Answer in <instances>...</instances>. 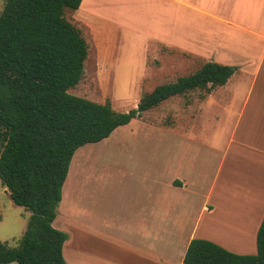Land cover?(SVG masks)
<instances>
[{
  "label": "crops",
  "instance_id": "obj_1",
  "mask_svg": "<svg viewBox=\"0 0 264 264\" xmlns=\"http://www.w3.org/2000/svg\"><path fill=\"white\" fill-rule=\"evenodd\" d=\"M135 4L149 26V42L203 55L209 58L204 63L236 70L226 84L205 92L197 106L189 107L186 121H178L170 132L140 124L144 113L104 139L120 142L119 134L123 133L126 162L112 161L114 164H102V168L123 182L125 194L114 198L124 199L97 219V212H88L80 204L85 184L71 181L63 199L64 206L70 205L75 189L74 209L57 213L52 223L68 236L63 258L66 264H184L187 247L195 238L212 241L233 253L246 248L253 251L245 254H255L256 233L264 216V0H82L76 11L82 21L99 24V32L108 37L105 45L110 47L117 23H125V12H132L129 7ZM209 107L213 108L211 120L232 122L230 135L222 150L217 148L226 138L222 134L208 142V157L220 152L212 162L211 158L197 162L188 138L193 131L206 132L198 118ZM148 133H162L161 139L164 133L169 135L172 155L163 159V154H158L159 140L149 139ZM201 133L196 136L200 138ZM74 157L81 171L86 156L75 152L72 162ZM72 167L70 164L65 187L72 180ZM100 177L94 176L91 184L99 183ZM213 197L228 199L230 219L225 224L248 236L242 246L212 233L213 217L221 209ZM58 217L60 228L55 226ZM105 231L107 241L101 236Z\"/></svg>",
  "mask_w": 264,
  "mask_h": 264
},
{
  "label": "trees",
  "instance_id": "obj_2",
  "mask_svg": "<svg viewBox=\"0 0 264 264\" xmlns=\"http://www.w3.org/2000/svg\"><path fill=\"white\" fill-rule=\"evenodd\" d=\"M82 0H3L0 12V183L14 205L30 212L16 248L0 242V264H66L67 234L53 227L75 151L194 90L209 93L236 68L206 62L194 73L157 86L128 112L68 93L82 79L88 29L65 12ZM256 253L236 254L192 239L184 264H264V216Z\"/></svg>",
  "mask_w": 264,
  "mask_h": 264
},
{
  "label": "rangeland",
  "instance_id": "obj_3",
  "mask_svg": "<svg viewBox=\"0 0 264 264\" xmlns=\"http://www.w3.org/2000/svg\"><path fill=\"white\" fill-rule=\"evenodd\" d=\"M136 6L135 4L129 7L132 12H125L126 16H128L124 19L125 23H117L118 26H116L114 37L111 39L110 47L105 45L106 41L108 42V37L104 33L99 32V24L93 20L82 21L77 16V11L67 10L65 12V16H71L78 24L88 29L87 38L89 43V55L84 63L82 79L68 93L96 103L109 102L115 111L124 113L135 108L141 97L157 86L175 82L179 77L192 74L205 61H208L206 59L209 58H205L203 55H193L188 51L165 46L160 42H149L151 38L146 35L149 26L146 24V20L139 15L138 7L136 8ZM2 7L3 0H0V12ZM107 9L108 7H106ZM102 40L105 41L102 42ZM205 95L207 94L203 90H194L185 95L170 98L156 108L146 112L140 119V124H145L147 128L152 130L170 132L173 125L178 124V121L180 123L186 121L189 107L197 106V103L202 100L201 97ZM212 111V107L207 110L204 109V115L198 118L199 123L203 124L206 132L193 131L192 136L198 135V132L203 135L200 138L190 135V138H188L190 143L193 144L192 148H194L195 152L193 151L192 155H195L197 162L205 158H211L210 162H212L220 152H212L208 157V151H205L206 146H209L208 142L211 139H218L214 137L222 134V138H226L220 144L221 146L219 144L217 146V148L220 147V150H222L227 136L230 135L228 134L230 133L229 124L232 122L230 120L227 122L211 120ZM222 123H226V127H221ZM122 135L123 133L119 134L120 142H108L105 139L99 143L84 145L75 151L77 154L86 156L82 159V163L85 165L83 166L82 164L83 168L79 171V166L76 164L77 157H74L73 162L71 161L70 164H73L72 180L69 179L66 187L65 185L63 186L62 202L59 204L58 214H63V211L71 213L72 209H74L77 196L75 189L71 191L72 199L70 205L64 206L63 199L64 190L69 188L71 181L74 183L79 181L85 184L86 191L83 194L82 192L80 193V204L82 203V206L88 212L91 210L97 212V219L106 216L110 210L113 211L117 200L123 201L124 197H119L117 200L114 198L115 195L125 194L123 182L120 180L116 181L115 178L118 177L113 179L115 173L108 174L106 169L102 168V164L113 163L112 161H116L117 164L126 162V160L124 161ZM221 136H218L219 140ZM147 137L159 140L158 154L162 153L163 159L164 156L166 159L172 155V140L169 135L164 133L163 139H161L162 133L149 134ZM148 143L146 141V144ZM181 143L184 144V141L181 140ZM115 145H120V147H113ZM234 148L233 144L230 152ZM115 149L117 150L116 154ZM94 176H101L99 178L101 180L99 183L96 181L93 185L91 180ZM65 197L67 199V196ZM213 198L216 204L219 203L221 209L220 213H218V209V212L213 217L212 233L234 246H242L248 236L243 232L229 229L225 224V221L227 222L230 219L227 214L228 208H226L229 206L228 199L218 200L215 197ZM29 215L30 212L28 210L13 204L9 193L0 183V242L6 243L10 248L18 247L19 239L26 230ZM60 222L61 219L58 217L55 223L57 228L61 227ZM226 233H228V237L235 239L227 238ZM101 236L105 241L109 238L107 231L102 232ZM236 251L235 253L245 254L251 253L253 250L245 248Z\"/></svg>",
  "mask_w": 264,
  "mask_h": 264
}]
</instances>
